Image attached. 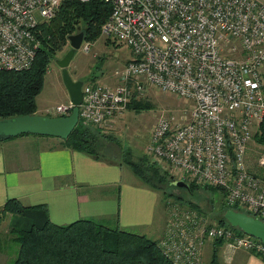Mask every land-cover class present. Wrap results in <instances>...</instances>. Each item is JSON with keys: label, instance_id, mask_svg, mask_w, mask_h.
Segmentation results:
<instances>
[{"label": "built area", "instance_id": "1", "mask_svg": "<svg viewBox=\"0 0 264 264\" xmlns=\"http://www.w3.org/2000/svg\"><path fill=\"white\" fill-rule=\"evenodd\" d=\"M62 1L0 0V70L32 65L40 47L37 28ZM100 1L110 5L102 34L127 45L131 59L114 71L113 85H82L79 120L101 129L144 89L188 101L178 117L157 116L144 153L167 167L172 180L217 188L228 209L264 221V178L245 163L252 129L264 115V0ZM72 108L67 102L49 113L67 116ZM257 164L264 168V156ZM166 209L158 246L171 264H202L204 244L214 240L264 259L259 239L207 224L193 208Z\"/></svg>", "mask_w": 264, "mask_h": 264}, {"label": "trees", "instance_id": "2", "mask_svg": "<svg viewBox=\"0 0 264 264\" xmlns=\"http://www.w3.org/2000/svg\"><path fill=\"white\" fill-rule=\"evenodd\" d=\"M109 12L110 5L100 0H63L53 17L39 24L37 28L36 34L41 40L32 65L22 71L0 70V119L36 114L35 100L41 91L44 75L53 56L62 51L70 35L81 30L84 42L97 38ZM39 28L42 36L38 34ZM145 103L131 98L127 107L142 109L147 107ZM90 129L78 119L77 125L66 139H60L59 145L87 153L96 159L115 155L138 179L157 192V181L153 173L147 174L148 170L153 169L156 175H161L158 181L162 183L173 181L170 174H163L150 163L146 165L142 160H133L128 152L110 153L108 149L112 145L119 146L116 139L110 135L96 136ZM254 139L264 146V115ZM260 177L264 178V174ZM200 188L216 189L188 183L189 192ZM222 209V218L217 224L225 226L228 224L223 214L228 207L224 202ZM28 210L29 208L23 207L17 200L9 199L2 205L0 212L1 216L11 214L30 218ZM233 210L248 214L242 209ZM30 219L31 225L28 229L10 225V235L6 242L17 245L12 264H171L162 254L158 240L106 226L96 218H80L65 225H56L44 215L38 221L33 217ZM1 244L0 239V249ZM223 244V240L213 241L211 264H218L217 254Z\"/></svg>", "mask_w": 264, "mask_h": 264}, {"label": "crops", "instance_id": "3", "mask_svg": "<svg viewBox=\"0 0 264 264\" xmlns=\"http://www.w3.org/2000/svg\"><path fill=\"white\" fill-rule=\"evenodd\" d=\"M98 75L92 82H100ZM59 143V138L34 134L0 140V209L14 199L37 215L36 221L43 215L56 225L96 218L112 228L162 237L166 218L156 222L161 211L157 191L115 155L96 159ZM219 251L224 263L238 257L243 263L264 264L258 255L242 249L231 251L222 245Z\"/></svg>", "mask_w": 264, "mask_h": 264}, {"label": "rangeland", "instance_id": "4", "mask_svg": "<svg viewBox=\"0 0 264 264\" xmlns=\"http://www.w3.org/2000/svg\"><path fill=\"white\" fill-rule=\"evenodd\" d=\"M38 34L42 36L40 28L38 29ZM86 44L88 45L87 49H85ZM69 48L67 40V44L65 43L62 51L56 52L52 61L49 63L44 75L41 91L35 100L37 106L36 114L47 115L49 114L48 111L55 106L67 104L65 96L67 97L68 95L62 82L61 69L55 62L62 58ZM130 59L131 51L127 45L120 43L113 36L104 35L100 32L97 38L91 41H83L80 48L74 51L67 70L73 80H80L83 84L91 83L95 78V74L98 73L100 74L98 75L100 82L104 84L107 82L114 83V71L122 68ZM135 99L146 102L147 107L142 109H134L132 106L126 107L120 116L113 118L112 121L106 122V125L101 129L91 124H84V126L91 128L90 130L96 136L107 137L106 135H110L116 139L120 147L118 145H112L108 149L110 153L117 154L119 152L122 154V152H128L133 160H142L146 165L150 163L152 166L161 170L163 174H170L171 171L167 167H160L151 162L150 158L144 153V149L148 143L149 131L155 123L157 116L165 111L178 117V110L186 106L189 102L171 93L161 92L155 89H144L138 99ZM258 127L259 124L252 129V137L248 144L245 163L248 171L261 176L264 174V168L259 167L257 162L261 156H264V146L257 143L254 139ZM151 173H153L152 175L157 181L156 186L159 191V201L161 204V211L157 213L156 222H163L167 218L169 210L166 208L169 204H177L186 208L195 207L193 209L197 210L203 216L207 224H217L219 219L222 218L224 194L219 189L206 190L205 188H200L189 192L187 187L179 188L174 186L173 181L166 183L158 181V177H161V175H156L153 169L152 171H147V174L151 175ZM28 215L30 218H37V215L30 213ZM1 217L0 239L2 240V248L0 249V264H12L17 251V245L6 242L10 235V225L13 224L12 226L16 225L15 227L28 229L31 225V219L27 216L16 217L11 214H5ZM164 230L165 227L163 232ZM156 237V235H153L151 238L157 240L155 239ZM213 246L210 242H205V249L203 248L202 252V264H211V249ZM255 258L261 259L259 256ZM217 259L218 264H228L223 262L220 251L217 254ZM261 260L264 263L263 259ZM229 264L248 263H243L236 257Z\"/></svg>", "mask_w": 264, "mask_h": 264}, {"label": "water", "instance_id": "5", "mask_svg": "<svg viewBox=\"0 0 264 264\" xmlns=\"http://www.w3.org/2000/svg\"><path fill=\"white\" fill-rule=\"evenodd\" d=\"M69 50L55 64L61 69V78L67 91L69 102L73 105L67 116H46L40 114L19 115L0 119V140L22 134H34L66 139L79 119V105L82 101L83 85L80 80H73L67 67L76 49L83 41L81 31L68 37ZM97 74H95V77ZM173 185L179 188H188L183 180H174ZM223 218L231 227L250 235L264 243V221L250 216L244 212L233 209L225 210Z\"/></svg>", "mask_w": 264, "mask_h": 264}, {"label": "flooded vegetation", "instance_id": "6", "mask_svg": "<svg viewBox=\"0 0 264 264\" xmlns=\"http://www.w3.org/2000/svg\"><path fill=\"white\" fill-rule=\"evenodd\" d=\"M174 181V180H173Z\"/></svg>", "mask_w": 264, "mask_h": 264}]
</instances>
